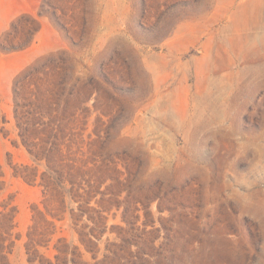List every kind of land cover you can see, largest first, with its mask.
<instances>
[{
  "label": "rangeland",
  "instance_id": "374dc122",
  "mask_svg": "<svg viewBox=\"0 0 264 264\" xmlns=\"http://www.w3.org/2000/svg\"><path fill=\"white\" fill-rule=\"evenodd\" d=\"M0 264H264V0H0Z\"/></svg>",
  "mask_w": 264,
  "mask_h": 264
}]
</instances>
